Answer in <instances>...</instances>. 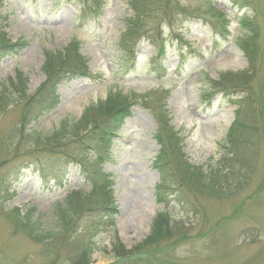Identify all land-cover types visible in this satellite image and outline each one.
<instances>
[{
	"label": "rangeland",
	"instance_id": "rangeland-1",
	"mask_svg": "<svg viewBox=\"0 0 264 264\" xmlns=\"http://www.w3.org/2000/svg\"><path fill=\"white\" fill-rule=\"evenodd\" d=\"M248 5L0 0L6 42L25 43L18 54L0 57V88L20 71L28 79V95L33 94L44 82V54L60 52L72 41L89 72L61 82L56 107L28 124L23 125L28 108L22 101L0 111V264H69L70 244L35 242L13 217L29 214L40 229H50L55 207L69 194L89 190L84 173H100L113 182L114 230L124 247L131 250L146 238L153 217L162 211L155 204L159 178L152 163L158 151L153 135L165 118L182 139L190 165L208 169L231 159L237 173L210 192L186 187L180 199L173 198L166 209L176 229L171 239L139 257L119 260L110 252L109 239L100 237L90 264H264V0H248ZM251 30L257 34L252 43ZM249 42L248 63L241 46ZM160 47L164 54L157 58ZM229 73L239 76L232 77L227 96L213 82ZM112 94L126 96L132 107L110 138L106 158L86 170L68 166L53 179L46 168L59 153L34 147L26 130L46 134L63 120L77 122L87 108ZM240 99L250 103L246 116L253 122L244 121L254 123V134L247 133L248 143L230 154L223 145ZM133 201L141 203L140 211L132 209Z\"/></svg>",
	"mask_w": 264,
	"mask_h": 264
},
{
	"label": "trees",
	"instance_id": "trees-1",
	"mask_svg": "<svg viewBox=\"0 0 264 264\" xmlns=\"http://www.w3.org/2000/svg\"><path fill=\"white\" fill-rule=\"evenodd\" d=\"M229 1L240 5L239 9L250 6L248 0ZM1 21L0 15V24ZM256 37V32L251 30L250 42L252 43ZM250 42L241 46L248 63L252 59L251 53L253 54ZM24 46V42H6L0 26V57L16 55ZM120 47L122 49V44ZM123 51L126 54L129 53V50ZM163 54V48L160 47L157 51V58ZM86 64L85 58L79 53V45L76 41H72L60 52H46L41 68L44 82L33 94L28 95L26 87L28 79L20 71H16L13 78L7 82V87L0 88V111L6 109L11 103L22 101L23 105L28 108L23 118V125L37 120L58 104L56 87L61 82L89 76ZM243 75L249 78L248 72H243L241 76ZM238 76L230 73L223 75L219 81L213 82V86L216 91L229 96L231 93L227 90L232 88L230 87L232 77ZM249 104L245 99L235 101L237 106L235 118L223 145V148L228 149L230 154L232 150L248 143L247 133L254 134V123L245 122L252 121L246 116L248 109L251 108ZM131 107L132 104L126 96L112 94L104 102L87 108L77 122L63 120L55 130L46 134L26 130V137L34 147H42L59 153L60 157L52 160L46 168L55 179L68 166L86 170L89 165L95 166L103 161L106 158L110 138L130 116ZM163 115L158 120H162ZM153 137L159 146L152 164L153 169L159 175L154 197L156 204L162 205L164 210L154 216L148 236L131 250L124 248L114 230V219L118 211L112 196L113 184L100 173H93V175L84 173L90 187L89 191L71 193L62 204L57 205L52 214L50 229L46 231L40 229L31 220L29 214L20 216L14 213L16 227L25 230L35 242L61 239L67 245L70 244L69 264H90L91 255L98 251L94 241L100 237L109 239L110 252L114 258L119 260L139 257L149 248L171 239L175 236L173 232L176 229H174V221L166 212V208L173 202V198L178 196L180 199L182 190L186 187L187 190L195 189L197 193L210 192L215 189V186L218 187L220 183L229 179V174L237 173V171H234L231 159H227L228 161H225L227 164L224 163L223 166L218 163L215 167L211 166L208 169L190 165L182 152V139L169 126L167 118L159 122L158 130ZM36 172L40 179H45L44 171Z\"/></svg>",
	"mask_w": 264,
	"mask_h": 264
},
{
	"label": "bare ground",
	"instance_id": "bare-ground-1",
	"mask_svg": "<svg viewBox=\"0 0 264 264\" xmlns=\"http://www.w3.org/2000/svg\"><path fill=\"white\" fill-rule=\"evenodd\" d=\"M134 203H132V209L134 210V209H139V211L141 210V208H142V205H141V203L140 202H138V201H133Z\"/></svg>",
	"mask_w": 264,
	"mask_h": 264
}]
</instances>
